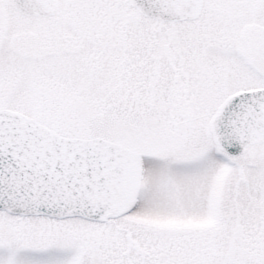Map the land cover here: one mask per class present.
<instances>
[{
	"label": "snow or ice",
	"instance_id": "6c2138e0",
	"mask_svg": "<svg viewBox=\"0 0 264 264\" xmlns=\"http://www.w3.org/2000/svg\"><path fill=\"white\" fill-rule=\"evenodd\" d=\"M0 264H264V0H0Z\"/></svg>",
	"mask_w": 264,
	"mask_h": 264
}]
</instances>
